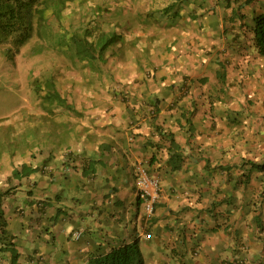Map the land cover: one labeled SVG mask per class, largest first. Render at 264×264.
Listing matches in <instances>:
<instances>
[{"label":"crops","instance_id":"obj_1","mask_svg":"<svg viewBox=\"0 0 264 264\" xmlns=\"http://www.w3.org/2000/svg\"><path fill=\"white\" fill-rule=\"evenodd\" d=\"M209 20L203 32L193 19L191 28L177 30L161 47V74L168 83H189L193 96L150 95L134 83L135 97L128 102L107 91L102 102L87 95L68 98L75 113L67 118L64 139L63 130H56L52 152L58 154L48 166L31 165L37 169L27 176L28 187L32 177L39 179L36 194L27 191L24 208L2 200L0 264H14L13 253L16 264H84L89 251L136 238L145 264H264V172L244 186V167L236 166L243 158L264 160V58L244 47L243 31L237 30L223 54L234 62L228 71L237 83L232 88L242 87V93L198 96L217 82L218 54L206 52L212 45L202 50L201 35H215ZM176 38L178 49L165 50ZM201 77L207 84L195 85ZM152 105H160L156 116ZM159 128L181 147L179 170L165 166L169 143L160 139ZM151 156L163 193L146 222L132 170L138 158ZM17 181L13 185L22 190L25 181ZM79 229L81 236L73 239L71 232Z\"/></svg>","mask_w":264,"mask_h":264},{"label":"rangeland","instance_id":"obj_2","mask_svg":"<svg viewBox=\"0 0 264 264\" xmlns=\"http://www.w3.org/2000/svg\"><path fill=\"white\" fill-rule=\"evenodd\" d=\"M168 1L93 0L83 4H69L63 11L60 20L53 22L54 29L48 32L49 37L42 40L41 53H34L40 43L37 36H34L25 47L21 48L13 59L7 58L0 49V190L7 191V194L3 196L4 199L17 200L18 205L24 208L27 191H33L36 194L34 187H40V181L38 178L32 177L30 180L33 187H28L26 185L27 177L24 176L20 179L13 177L12 169H19L22 162H27L32 166L36 164L37 167L39 163H47L46 166H48L50 160L58 154V150L57 153L52 152L55 149L56 140H50L43 133L48 132L51 122L55 124L56 118L54 113L50 111V107L41 103L40 95L34 91L33 80L35 78L43 80L46 75H53L56 86L66 93H68L71 84L75 85L73 82H78L81 86L88 87L84 95L96 97L99 102H102L106 96L105 91H109L113 86L114 89L117 88L122 92L121 97H123L122 94L130 89L128 84H133L134 79L140 80L147 76L145 75L146 72L144 74L136 71L137 75H133L136 66L133 62L134 46H130L131 53L128 52L129 44L122 48L125 50L124 52L116 51L115 53V50H108L105 54L107 58L104 64L99 60L87 63L85 58L79 57L74 50L75 44L71 36L74 32H79L83 22V27H85L89 26L88 21H92L96 33L98 30L116 27L118 31H125L127 40L135 37V34L140 38L150 39L151 50L144 47L139 56L145 64L149 57L153 63L160 64L162 56H164L161 47L164 48L165 39L171 34H176L175 31L167 34L166 26L163 25L164 21L167 22L170 19V16H165V14V20L162 17L159 21H153L152 17H145V14L161 10ZM229 1L230 7L226 8H223V5L227 3L225 0H185L183 2L185 4L184 12L179 17L189 18L182 21L181 27L190 26V15L193 12L200 14V17L203 16L201 17L203 22L210 19L211 27L215 31L212 30L211 32L215 35L212 37L201 35L202 50L212 45L211 49L206 50L209 54L222 53L224 55L223 53L231 49L230 42L234 40L232 39L233 34L243 24H247L246 26L243 25L244 27H249L252 14L264 9V3L258 0L257 2L252 0L250 3L245 2V0ZM95 3L106 5L104 7L107 10H103L101 16L96 13L93 14V6L99 5ZM231 8L242 14V18L240 15L238 17L233 16ZM169 11L171 10L169 9ZM136 12H138L137 15ZM235 19L240 20V26L239 24L236 25L238 29L230 25L231 21ZM235 22L238 23L237 20ZM207 25L209 26L208 22ZM176 27L177 29L181 28L180 25H176L174 28ZM222 29L226 30L224 34H222ZM53 31L55 34L50 37ZM135 31L138 33H134ZM227 37L228 39H226ZM209 39L213 43H209ZM247 43H249V39H247ZM177 49L175 47V50ZM158 74H160L159 71ZM200 80L197 81L202 84ZM102 82L107 84L104 86ZM137 83L141 84L140 81ZM211 89L212 95L221 97L236 96L242 93L241 90L234 88L230 89L229 94L225 90L224 93H219L215 88ZM129 92L134 94L132 87ZM247 94H245L246 97ZM49 153L51 155L48 156ZM17 180L25 181L22 190L16 189V185H13ZM44 190H42L43 193H45Z\"/></svg>","mask_w":264,"mask_h":264},{"label":"trees","instance_id":"obj_3","mask_svg":"<svg viewBox=\"0 0 264 264\" xmlns=\"http://www.w3.org/2000/svg\"><path fill=\"white\" fill-rule=\"evenodd\" d=\"M72 0H0V45L6 41L8 37L13 36L12 46L13 48L19 50V47L25 44L26 41L30 39L32 36V28H33V19L37 17L38 20L45 21V16L48 17L50 15L60 17L62 14L63 7H65V3ZM185 0H169L161 10H155L148 13V17H152L153 21H159L162 18V15L170 16L169 23L171 25L175 24V17L183 14L184 8L183 2ZM187 1V0H186ZM227 3L223 5V8L230 7L229 0H225ZM252 0H246L247 3ZM183 4V5H182ZM169 9L171 11H169ZM193 9V7H192ZM49 12V13H47ZM231 12L233 16L242 18V14H239L238 11H235L231 8ZM60 15V16H59ZM157 15V17H156ZM200 14L193 13L190 15V20L193 25V19L195 21H199ZM203 17V16H201ZM238 21L236 24L235 21ZM240 20L235 19L231 21V27H236L239 24ZM244 21V20H242ZM252 23L249 26V30L251 32L252 44L256 50V53L260 57H264V10L254 14L251 19ZM45 23V22H44ZM196 25V23H195ZM246 26L247 24H243ZM243 25L236 27L240 31H244L247 27ZM200 29L207 30L209 26L206 22H200ZM109 32H102L97 40H88L86 36L88 35V31H85V35L81 38V36L77 33L72 35V41L75 44L74 48L77 50V54L79 57H83L86 60L91 62L95 56V52L97 51L98 57L107 50V48L115 42L116 38L119 37L112 30H108ZM223 34L226 32L223 29ZM244 37L247 39V35L249 36L248 30L244 31ZM81 38V39H80ZM177 41V39H175ZM247 42V40H244ZM218 65L223 68L225 65L222 61H218ZM216 78L218 79L217 85L221 86L216 88L217 91H222L223 86L226 85L225 82V72L217 74ZM47 83H50L51 95L45 94L47 98L51 97V101H56L63 105L65 104V100L60 96L58 91L55 89L52 77L46 79ZM35 91H39L41 88V84L35 79L32 82ZM160 129V128H159ZM160 139L167 140L169 143L167 146L168 157L165 160V166L168 167L170 171L179 170L182 167L183 162V154L180 145L175 141L174 135L170 132L159 131ZM159 145V144H158ZM155 163L154 156H152L149 160V165H153ZM237 167H244V171L241 174V178L239 183H244V186L250 181L252 175L256 172H264V160L257 161L252 159H242ZM220 169H229L227 166H218ZM26 170V171H25ZM32 168L30 165L26 163H22L20 168H13L12 176L18 177L19 179L29 175L32 172ZM7 194V191L0 190V213H1V205L2 200H4V195ZM1 215V214H0ZM84 264H145L144 257L142 251L140 249L138 239H134L130 242L122 243L119 245H115L110 247L109 249H104L103 247L97 248L96 250L89 251L86 255ZM15 261V260H14Z\"/></svg>","mask_w":264,"mask_h":264},{"label":"clouds","instance_id":"obj_4","mask_svg":"<svg viewBox=\"0 0 264 264\" xmlns=\"http://www.w3.org/2000/svg\"><path fill=\"white\" fill-rule=\"evenodd\" d=\"M88 1H93V0H72V1L66 2L65 3L66 4L65 7H63L62 12L60 14L63 15V11L66 9V7L69 4H83L84 2H88ZM245 2H246V0H245ZM95 4H99V5L93 6V14L96 13V14H98V16L99 15L101 16L103 14V12H104L103 10H107V8L104 7L106 5H102L101 3H95ZM119 5H121V4H119ZM259 12H254L252 14V16H251V19L254 16V14L259 13ZM47 13H49V12H47ZM137 13L138 12H136V15H137ZM148 13H150V12H148ZM148 13L145 14V17H148ZM62 15L61 16L59 15L60 17H56V16H52V15H50L48 17L46 15L45 16V18H46L45 21L38 20L37 17H34V19H33V28H32V36L30 37V39L28 41H26L25 44H23L22 46H20L19 47V50H17L15 48H13V46H12L13 36L8 37L6 39V41L0 45V49H2V53L7 58L13 59L19 53L20 49L23 48V47H25L32 40V38L34 36H37L38 39H39L38 41H40V43H39V45H38V47H37V49H36V51L34 53H41V42H42V40L44 38L49 37L48 36V32L54 29L53 26H52L53 22L59 21L60 18L62 17ZM179 16H182V14L179 15ZM179 16L175 17V24L174 25H171L169 23V20L167 22L164 21V24L163 25L166 26V30L168 31L167 34H170L171 32H174V31H175L174 33H176L177 30H183V29H187L188 28V27H185V26L184 27H181V26H182V21L183 20H187L189 17H179ZM162 17L164 18V15H162ZM164 20H165V18H164ZM199 20L202 21L201 20V17L199 18ZM88 22H89V26L83 27L84 26V22H83V26L79 28V32L78 33L77 32H74V33L79 34L81 36V38H82L85 35V31H88V35L86 36V39L92 40V41L97 40L98 37L101 35L102 32H105V31L106 32H109L108 30H112L119 37L116 38L115 42H113V44L110 45L107 48V50L100 55V57H98V53L96 51L95 54H94L95 57L93 59H91V62L89 60L86 61V59H85V62L92 63L94 60H99L101 63L104 64V63H106L105 60L107 58L105 54H106V52L108 50H115V53H116V51L117 52L118 51L124 52L125 50H123L122 48L123 47H126L129 44V47H128V52L129 53H131L130 46H134L133 48L135 49V51H133V53H134V56H133V59L134 60H133V62L135 63L136 66H135L133 75H137L136 72H143L144 74L146 72L145 75H147L145 77H142L140 80L134 79L133 80V84H128V86L130 87V89L134 85V83H137V81H140L141 84L137 83L138 84L137 87L138 88L140 86L145 87L146 90H148V92L150 93V95H159L161 97H168V96L181 97V96H185V95L193 96V93L194 92H193V90L190 89V84L189 83H186L185 82V85L183 84L182 81H180V82H176L175 81V82H172V83H168V81L166 80V76L161 74V72H163V68L161 66V62H160V64L153 63L150 60V57H149L147 63L145 64L144 63V60H142L140 58L139 53H140V51L144 47L149 48L151 50V41H150V39L140 38L137 34H135L134 35L135 37L131 38L130 40H127V37H125V31L124 30L123 31H120V30L118 31V29L116 27L110 28L108 30H98V32L96 33L94 31L95 30L94 23L92 21H88ZM251 23H252V21H251ZM176 25H180L181 28L180 29H177V27L174 28ZM190 25H191V20H190ZM250 25L251 24H249V26ZM127 26H129V25H127ZM59 27L61 28L60 25H59ZM60 28H59V31H60ZM246 30H248V32H249V36L247 38V39H249V43H247V42L244 41V40H247V39H245V37H243L241 40L243 41L244 47L246 49L252 50L254 48V46L252 44V37H251V32L249 30V27H248V29H245L244 31H246ZM202 31L204 32L205 30H202ZM222 31H223V29H222ZM244 31H243V33H244ZM134 33H138V32L135 31ZM237 33H238V31L235 32V34H237ZM54 34L55 33L53 31V33L50 35V37L52 35H54ZM222 34H223V32H222ZM71 38H72V36H71ZM236 38H237L236 36L233 37V39H236ZM165 41H166V39H165ZM175 42H176V40H173L172 44L169 45L168 47H166L165 50L170 51L172 49V47H174V49H175V47H176V46H174L175 45L174 44ZM74 50H76V49L74 48ZM229 50H231V49H229ZM234 50H235V46L233 48V51ZM254 50H255V48H254ZM76 52H77V50H76ZM255 53H256V50H255ZM256 55L259 56L257 53H256ZM261 58H264V57H261ZM216 59H217V61H216V76H218L217 75L218 72L220 74V73H222V71L225 72V75H226L225 76V82H226L225 89L223 87H221L222 88V91H218V92L219 93H224V90H225L226 93H228V92H230V89L233 86H236L237 85V83L233 81L234 80L233 78L230 79L228 77L229 64H234V62H232V60H231L232 57L231 56L222 55V53L218 54L217 57H216ZM218 61H222L225 64V65H223V68L220 65H218ZM158 71L160 72V74H158ZM49 77L54 78L53 75L52 76L46 75L43 80H39L38 78H35L41 84V86H40L41 89L38 92L35 91V90L34 91L37 94L40 95V97H41V103L43 105H47V106L50 107V111L54 113V116L56 118L55 124H53V122H51L50 123V128H49L48 132L47 133L43 132V133H44L45 137L49 138L50 140H54L55 139L57 141L56 130L57 129L63 130L62 139H64L65 138L64 137L65 130L68 128L67 125L70 124V123H68V121H67L68 119L67 118L75 113V111L73 109L74 105L67 102L68 98L85 97L86 95H84V94H85V91L87 89L86 90H83V88L86 87V86H81L78 82H73L75 85L71 84V87L69 88L68 93H66V92H62L60 90V88L57 87L56 84H54L55 89L58 91V93L60 94V96L65 100V104L58 105L60 103H58L56 101H51V97L50 98H47L46 97L47 95H51L50 83H47L46 82V79L49 78ZM199 79H201L200 81L202 82V84L197 81ZM154 80L156 81V84H155V81ZM53 81H54V79H53ZM196 81H197L196 84H195V81L192 84L200 85L201 86V85H203L205 83V85H206L207 84V82H206L207 81V77L206 78L205 77L198 78V79H196ZM218 82L219 81L217 79V82H214V84L211 85L209 87V89H207L204 93H203V91H200L199 90L198 96H212L211 95V92H212V89L211 88H215L216 89V88H219L221 86V84L220 85H217ZM102 83L104 84V86L107 84L105 82H102ZM197 83H199V84H197ZM146 84H147V86H146ZM150 84H152V86H150ZM83 85H86V84L83 83ZM183 86H185V92L182 91L183 90ZM207 86H209V85H207ZM86 88H88V87H86ZM241 88L242 87H240L238 89L241 90ZM130 89H129V91H130ZM234 89L238 90L237 88H234ZM129 91L128 92L126 91L125 94H122L123 97H121V93L122 92L119 91L117 88L114 89V86L111 87L110 90L107 91V92L111 96H113V97L120 98L122 102H128L131 98L135 97V93L134 94H131V92H129ZM205 93H207L208 95L205 94ZM45 94H46V96H45ZM126 94L133 95V96L132 97H129ZM157 107H160V105H158V106L157 105H152V107H150V112H151V114L153 116H156L157 113L159 112V110L157 111ZM77 114H78V117H81L83 115V112H77ZM79 122L80 121H78V123ZM161 130L162 131H165V130H163V128H160L159 131H161ZM165 132H170V131H165ZM69 152L70 151H66L64 155L66 156V154L69 153ZM149 160H150V157L149 158H144V157L138 158L135 161V163L133 165V170H132L133 171V179H134V187H135V195H136V198H137L138 203H140L141 206H142V210H143L142 216H143V218H144V220L146 222L151 221V219L154 217L155 211H156V206L158 205V203H160V201L162 199V193H163V186H162V182H161L160 175L158 173H156V172L153 171L155 168L154 169H151V165H149ZM22 163H26L27 165H29L27 162H22ZM139 165H141L145 169V172H146V174L149 177L157 179L158 187H159L158 198L155 200V202L153 204V213H152V215L149 218L146 217V215H145L144 202H143V200L139 196V189L137 187V182H136V180H137V167ZM33 169L32 170L35 171L36 167L33 168ZM40 206H41V204H40ZM75 233H78V237H75ZM81 234H82V230L81 229L74 230V231L71 232V236H72L73 239H78L81 236ZM147 235H149V237H147ZM144 238H146V239L151 238L150 232H147L146 234H144ZM12 260H13L14 264H16V262L14 261V260H16V257H15V254L14 253H13ZM37 261H41V258L38 257V260Z\"/></svg>","mask_w":264,"mask_h":264},{"label":"built area","instance_id":"obj_5","mask_svg":"<svg viewBox=\"0 0 264 264\" xmlns=\"http://www.w3.org/2000/svg\"><path fill=\"white\" fill-rule=\"evenodd\" d=\"M136 182L139 189V196L144 202L145 215L149 218L153 213V204L158 198L159 187L157 179L149 177L145 169L139 165L137 167ZM75 237H78V233H75Z\"/></svg>","mask_w":264,"mask_h":264}]
</instances>
